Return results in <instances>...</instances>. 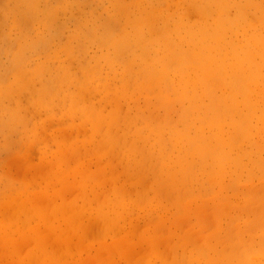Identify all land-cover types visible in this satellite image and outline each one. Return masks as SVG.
Listing matches in <instances>:
<instances>
[{
	"label": "rangeland",
	"instance_id": "1",
	"mask_svg": "<svg viewBox=\"0 0 264 264\" xmlns=\"http://www.w3.org/2000/svg\"><path fill=\"white\" fill-rule=\"evenodd\" d=\"M20 7L21 11L15 15L0 14V85L10 81L13 73L16 72L18 68L22 67V65H14L13 63L14 53L16 52V42L23 36V29L28 24L23 11L24 6L21 5ZM107 8H110L111 11H106ZM61 16L69 17L68 33L62 45L59 46L58 53L62 69L67 67L63 70L64 73H75L80 80H83L86 77L85 75H87L85 73L88 72L91 65L97 62H103L104 60H107L112 65V72L105 84L92 87L84 94L83 101L85 107L82 112L71 123L67 124V126L62 125L52 136L47 137V153L38 164L27 166L24 162L9 160L3 163V165H0V264H36L35 262L38 260L37 264H97L96 262H98V264H147L146 261L151 260L149 255L152 244L150 246L148 244L146 245V241L140 240V235L148 231L153 237H151L152 240L155 241L158 238L155 241V247L157 248L158 246V249L161 251L160 255H162V251L163 254H167L166 257L167 259L169 258V262H174L173 259L180 260L179 255L187 256L185 253L192 252V255L188 256V258L190 257L194 260L196 259L194 253L201 249L203 256L206 258L215 254V251H221L225 254L224 257L229 259L232 258L233 264H248L249 258L251 256H256L257 252L261 249V247L257 245L261 240L258 237L261 235L264 236V166L262 167V165H264V112L262 114L261 112L263 109H259L261 106L264 108V86L259 88L262 89V93L257 94V91L252 93L254 96L252 97L253 105L252 107L250 106L251 110H249V107H247L249 109H246L241 102L237 101V112L234 110L233 113L230 114L231 118L234 120L237 119V122L245 120L246 117L249 120H246L236 132H230L228 134L229 149H226L227 152H224L220 147L219 149L218 146L208 148L201 156H196L193 151L187 149L183 152L187 154L188 158H191L192 154L196 157L192 162L195 166H193V170L191 169L186 175V181L184 180V182L177 181L178 178L175 176L168 177L167 173L161 171V167L164 163L168 162L169 166L172 167L176 159L182 154V152L179 151L180 146L178 142H176V139L170 137L166 132H162L157 137L152 136L148 139H144L142 131L143 128L146 127L145 119L141 117L142 115H137L136 109L135 111L133 109L134 107L144 106L148 99L165 96L171 104L172 102L174 103L173 106L175 110L177 109L176 115H178L179 106H182V109L184 106V109H189L191 106L189 105V100L185 98V93L188 91L191 93V90L200 87V83L202 82H204V84H209L211 89L213 88L211 92L213 98L214 95L219 96V98H222L221 96L224 95V103H222L223 100L221 101L219 98H216L215 101L214 98V101L217 102L214 107L218 109L221 104H223L222 106H228V102L230 101H228V99L232 92L233 96L236 94L237 97L240 91L242 92L245 88V85L251 84L249 79L252 75L249 74L255 73L256 76H253L255 78L258 76L257 74L263 75L260 76V78L257 77V80L254 78V82L252 81V84H257L256 87L258 84L264 83V80H262L264 79V72H262L264 71V0H122V3L117 5H109L108 0H103V2L102 0H67ZM59 24L60 21H56V24L50 26L42 37L36 41L35 53L40 54L41 59H44V54L48 51L46 42L56 30V25ZM77 33L80 34L79 38L73 39ZM114 42H118L122 45L121 48L114 50L110 47ZM31 55H33V53L25 52L24 58L28 59ZM38 65H40V61L33 60L27 67L38 72L41 79L46 80L49 73L43 66ZM26 74L28 75H24L27 78L32 75V72L31 74L26 72ZM237 77L242 80V83L241 80L239 82ZM233 79L237 80H235V84L231 83V85L230 81L233 82ZM246 79L248 82L241 85ZM229 87H231V92ZM239 88L242 90H239ZM228 94L229 97L227 96ZM225 100L227 102H225ZM219 101L221 104H218ZM138 103L140 105H138ZM183 104L185 105L183 106ZM225 109L227 110V107H225ZM248 112L251 114H248ZM257 113L259 116H257ZM241 114L243 116H241ZM230 115L228 116L229 118ZM173 116L176 117L175 113ZM221 116L223 119L225 117L227 118L225 115ZM123 121H127L126 128ZM111 122H113L114 127H112L111 134H108V125L111 124ZM247 124L248 126L250 125L248 129L246 127ZM229 130L232 131V129ZM229 130L227 129V131ZM96 132L99 133L97 134ZM125 133H128V135L126 138H123ZM131 135H135L136 139H132ZM244 136H246V139H244ZM132 140L137 143L138 152L136 154H141V156L137 157L143 158L142 164L144 167L138 169L136 167L137 162L134 163L133 167L137 170L133 175H131L128 168H126V165L123 171V164L121 163V161H123L121 153L132 150L130 145ZM247 149L249 151H247ZM181 150H183V148ZM211 151H215V155ZM114 152H116V154H114ZM224 154L235 155L236 157L234 158L237 159L238 157L239 160H242L241 163L244 164V167L238 179H231L229 173H220V175H217V177L224 182L222 184L225 187L224 191L217 195V184L214 183V185H210L206 180H208V176H214L216 174L214 173V162L223 159ZM118 156L119 160L117 159ZM204 157L206 161L204 162L205 164L201 166L199 159ZM29 159L32 163H35L37 159L36 153L33 152ZM249 162L253 165H250ZM108 163L110 167L106 168V170H108L107 176L105 167ZM255 164L256 166H254ZM157 165L161 166L158 167ZM228 165H233V162L227 161L225 166ZM207 167L210 172H207ZM95 169H98L99 171L97 172L100 174L97 173L98 176L96 179L90 182L88 181L89 179L86 180L87 182L84 185L87 187L84 192L82 187H76V183L80 184V180L84 182L81 177L85 178L87 173ZM248 170H250V172ZM84 171L87 173L85 174ZM115 171L116 175H114ZM121 171H123L122 173L124 174H122V176H124V180L122 181V178L119 176ZM257 173L259 177H257ZM205 175L207 177H205ZM111 176L112 178H110ZM109 178L110 180H108ZM66 179H68L67 184H62ZM118 179L120 180L118 181ZM71 181H74V183ZM110 183H112V186ZM115 183H121L123 185L124 189H122V192L128 190L129 187L130 191L128 190L124 193L129 194L131 192L129 194L131 195L130 198L135 199V192L138 194L141 191L143 192L141 195L147 199H145V201L150 200V202H153L152 204L156 206L163 207L168 205L170 208L172 207L169 213L177 212L175 206L181 203V201L183 203L188 201L187 199H189V197L194 199L197 196L204 198L203 204L207 203L208 211L211 210L212 202L214 204L218 202V206H221L224 212L220 213V216L215 214L217 217V224L215 225L216 220L212 223V218L210 219L209 216L199 223L200 221L197 220L195 214L189 215L185 212L180 213V211H178L179 214L177 218H183L182 220H184V222L182 224L180 223L181 225L177 231L172 233L173 235L171 234L172 236L168 234L166 228H153L155 225H158L157 218H159L161 214H152L151 217H146L141 214H139V216L135 215L137 224L133 230L129 232L131 236L128 239H124L125 242L120 239V236H123L129 231L130 226L127 223L119 222L117 226L112 227L110 223L102 217V215L107 216L110 213L109 210L117 207L118 210L121 211L123 208V200L119 197L110 199L113 192H110V190H112ZM124 183L126 184L124 185ZM14 185H19V187H13ZM182 186H184V188ZM241 186H243L242 189ZM154 187L158 190V196H154L152 193ZM237 187L239 188L238 190H236ZM247 188L252 189V197H250V191L248 192ZM132 189H134V191ZM185 189H187V191ZM192 189L193 192L191 191ZM208 189H210V192ZM239 190L240 192H238ZM196 191L197 195L195 193ZM34 193L37 194L36 197ZM30 194V197H35L34 202L38 203L37 205L40 212H42L54 226H56L66 214L69 215L73 222L74 214H77L78 209H84L88 212L83 216V220L80 219L78 223L76 222V229L68 225L70 229H55L56 231L54 230L48 235L42 234L45 230L41 229L38 234L44 235L45 238L47 237V240L45 239V241H43L44 243L37 242V244H35L37 240V231L34 233L31 232V236L28 237V239L17 244L15 251L16 257L10 259L8 244L10 241L17 242L18 237L16 236H21V234H17L16 232L21 231L25 235L31 230H36L37 227L36 220L31 216L32 214H30L31 210L29 212L23 210L26 204V197ZM105 194H107L106 198L104 197ZM147 194L148 196L145 197ZM163 194L165 196H163ZM203 195L206 198L203 197ZM236 196L238 199L234 201ZM79 197L82 198L80 199ZM223 198L231 200L225 201L224 199L223 201ZM158 199L159 202H161L156 204ZM180 199L181 201H179ZM255 199L259 202L257 203ZM29 200V202H31V199ZM231 201L233 203H231ZM29 207L32 206L30 205ZM225 207H227V209H225ZM246 207L247 210H245ZM65 209L67 211H64ZM236 211H238V213H236ZM211 213L212 212H210V214ZM26 214H28V217H26ZM61 214H63V216H61ZM19 216L20 220H17ZM51 216L54 218H49ZM21 218H23V220ZM133 218L134 216L132 219ZM152 218L154 219L152 220ZM150 219L152 220L151 222ZM192 219L193 221H191ZM32 220L33 223H31ZM99 222L103 225H100ZM7 223L10 225V228L6 226L8 225ZM24 224H27V226L25 227ZM29 224H31V228H27ZM105 224L107 226H104ZM149 224L153 225L151 226ZM197 225H199L198 227H203L202 234L199 231H196V234L193 232L195 235L193 236L192 234L193 238L191 237V240L189 239L187 241L188 245L191 243L188 246L187 243H184L185 239H183V234L187 227L193 230L197 228L195 227ZM12 226L14 227L11 228ZM146 226L147 228L145 229ZM217 227L220 228L216 229ZM222 228L223 230L221 231ZM100 229L102 231H100ZM161 229L164 230L161 231ZM97 230H99V232ZM206 230L208 231L206 232ZM211 231H215V234L210 233ZM245 231L247 232L244 233ZM156 232L158 234H156ZM97 234L100 238L99 236H93ZM165 234L170 237V241H165L167 237ZM216 235L218 236L217 243L220 245L216 244L215 246L214 241L212 244L210 240L215 239ZM72 238L76 240V242L72 240ZM111 238L113 239L111 240ZM117 238L120 240H117ZM132 238L137 241L138 246L135 245L134 249L126 252L123 248L127 246V243L131 241ZM51 239L56 241L52 243L53 241H51ZM200 239L203 240L201 241ZM231 240L234 241V243ZM112 241H121L124 244H122V247L120 246L117 248V252H113L112 250L109 252L101 251L105 244H111ZM31 242H33V244ZM138 242L141 243L139 244ZM82 243L85 247L81 246ZM182 243L185 245H182ZM180 245L184 247H180ZM213 245L215 247L218 245V247L214 248ZM141 246H143L145 250ZM261 246L263 249L264 245ZM82 247L85 248L84 250L86 252L82 250ZM23 248L25 249V251L23 250L24 253L22 251ZM73 248L78 252L73 250ZM181 248H185V251ZM30 249H33V256L27 253V251H29V253L31 252ZM246 249L249 253L246 252ZM119 250H121L122 253L125 252L120 255L118 254ZM181 250L183 251L181 252ZM249 250L252 253H250ZM64 251L65 254H62ZM98 251H101L99 255L100 258L98 257L97 260H95L96 258L93 256L95 254L98 255ZM5 253L7 256L4 255ZM107 253L108 255L111 253L109 258L106 255ZM126 253L127 255L132 254L127 257ZM21 254L27 256L24 257ZM103 255L104 257H102ZM125 256L128 259L125 258ZM243 256H245V258H243ZM219 263L227 264L226 262H218L217 264Z\"/></svg>",
	"mask_w": 264,
	"mask_h": 264
},
{
	"label": "bare ground",
	"instance_id": "2",
	"mask_svg": "<svg viewBox=\"0 0 264 264\" xmlns=\"http://www.w3.org/2000/svg\"><path fill=\"white\" fill-rule=\"evenodd\" d=\"M81 2H83V1H81ZM23 8V7H22ZM126 11V10H125ZM124 14H125V12H124ZM123 16V15H122ZM136 24V23H135ZM134 24V25H135ZM137 25V24H136ZM3 26V25H2ZM109 26V25H108ZM171 26V25H170ZM171 28V27H170ZM116 29V28H115ZM114 29V30H115ZM136 30H138V29H136ZM141 30V29H140ZM112 31H113V29H112ZM142 32V31H141ZM144 34V33H143ZM142 39V38H141ZM143 40V39H142ZM163 40V39H162ZM161 42H163V41H161ZM123 43H124V41H123ZM81 47V46H80ZM121 48V47H120ZM73 55V54H72ZM87 57V56H86ZM125 58V57H124ZM81 60V59H80ZM20 65V64H19ZM21 66V65H20ZM260 67V66H259ZM262 67V66H261ZM30 68V67H29ZM67 68V67H66ZM65 68V69H66ZM70 68V67H69ZM64 68L62 69V70H65ZM259 69V68H258ZM257 69V70H258ZM261 69V68H260ZM256 70V71H257ZM143 71V70H142ZM255 71V72H256ZM262 72H264V71H262ZM27 73H30L31 74V72H27ZM260 73V72H259ZM66 74H68V73H66ZM79 74V73H78ZM85 74H87V73H85ZM25 75L27 76L28 74H26L25 73ZM42 75V74H41ZM240 75V74H239ZM244 75H246V74H244ZM249 75H252L251 77H250V79H249V81H251V84H249V85H245V88L242 90L241 88H239V90H242V92L240 91V93H239V95H237V97H236V94H234V96H233V92H232V94H230V92H231V90H230V88L231 87H229V90H230V92H229V94H230V97H229V94L227 95L228 97H229V99H228V106H222L223 104H221V102L219 103L218 102V104H221V106H220V108L218 107V109H216L214 106H215V104H217V102H215L216 101V98L218 99L219 98V96H215L214 95V98H215V101H214V98H213V95L211 94V92H212V89H211V87H209L210 85L209 84H204V82H202V83H200V87H198L197 89H192L191 90V93L188 91L187 93H185L186 95V97L185 98H187L188 100H189V105H191L190 106V108L189 109H184L185 108V104H183V109H182V106L180 107H178V108H180L179 109V112L177 113L178 115H176V111H177V109L175 110V107L173 106V102H172V104H171V102L164 96V97H160V96H158V97H155V98H152V99H148L147 101H146V103H145V105L144 106H142V107H134V111H135V109H136V114L137 115H142L141 117L142 118H144L145 119V122H146V127L145 128H143V131H142V136H143V138L144 139H148L149 137H152V136H155V137H157V136H159L162 132H166V133H168V135L170 136V137H174V139H176V142H178V145L180 146V152H182V154L176 159V161H175V163H174V165L172 166V167H170L169 166V163L168 162H166V163H162L163 164V166L161 167V171H163V172H165V173H167L168 174V177H172V176H175V177H177L178 178V180L177 181H181V182H184V180H185V177H186V175L190 172V170L192 169L193 170V166H195V164H192V162H193V160H194V158H196L194 155H196V156H201L202 154H204V152L208 149V148H212V147H214V146H218V148L220 147L224 152H227V150L229 149L228 148V140H229V133L231 132V133H234V132H236L237 131V129H239L245 122H246V120L248 121L249 119L246 117L245 118V120H243V121H239V122H237L236 120H234V119H232L231 118V113H233V111L234 110H236L237 109V107H238V103H237V101H239V102H241V104L244 106V107H246V109H249L250 108V106L252 107V97L254 96V95H252V93L254 92V91H257V94H259V93H262V89H259V88H261V87H263L264 86V83H261L260 85L258 84V86L256 87V85H254V84H252V81L253 80H257V77H259L260 78V76H263V75H260V74H257L258 76L255 78V77H253L254 75H255V73L254 74H249ZM86 76V75H85ZM256 76V75H255ZM47 77V76H46ZM240 77H241V75H240ZM247 77H248V75H247ZM214 78V77H213ZM212 78V79H213ZM234 78V77H233ZM238 78V77H237ZM255 78V79H254ZM264 78V77H263ZM239 79V78H238ZM43 80V79H42ZM47 80V79H46ZM202 80V79H201ZM235 80H237V79H233V82H231L230 81V84L231 83H234L235 82ZM240 80L241 79H239V82H240ZM262 80H264V79H262ZM212 81V80H211ZM238 82V83H239ZM246 82H248L247 81V79L245 80V82L243 83V84H241V85H244V84H246ZM254 82V81H253ZM217 83V82H216ZM238 83H236V84H238ZM241 83H242V80H241ZM5 84V83H4ZM235 84V83H234ZM240 84V83H239ZM213 85V84H212ZM216 85V84H215ZM222 85V84H221ZM232 85V84H231ZM230 85V86H231ZM241 85H239V86H241ZM236 86H238V85H236ZM252 86H254V87H252ZM244 87V86H243ZM242 87V88H243ZM238 88V87H237ZM218 90V89H217ZM234 90H235V88H234ZM233 90V91H234ZM220 91V90H219ZM237 91V90H236ZM189 93V94H188ZM216 93H218V92H216ZM235 93H237V92H235ZM188 94V95H187ZM219 94V93H218ZM231 95H232V97H231ZM222 98H219V100H223V102L222 103H224V99H223V97H224V95H222L221 96ZM227 98V97H226ZM262 99V98H261ZM187 101V100H186ZM185 101V102H186ZM264 101V100H263ZM225 102H227L226 100H225ZM178 103L180 104V102L178 101ZM263 103V102H262ZM141 104H142V102H141ZM178 104V105H179ZM230 104V105H229ZM136 105V104H135ZM138 105H140L139 103H138ZM181 105V104H180ZM259 106H260V104H259ZM264 106V105H263ZM125 107V106H124ZM176 107V108H177ZM186 107H189V106H186ZM225 107H227V110L225 109ZM247 107H249V108H247ZM260 110L261 109H263L264 110V108H262V106H261V108H259ZM124 110V109H123ZM249 110H251V108L249 109ZM262 110V114H263V111ZM256 111V110H255ZM258 111V110H257ZM236 112H237V110H236ZM251 112V111H250ZM259 112V113H260ZM123 113V112H122ZM174 113H175V116L176 117H174L173 115H174ZM235 113V112H234ZM128 114V113H127ZM248 114H251V113H249L248 112ZM258 114V113H257ZM221 115H225V116H227V118L225 117L224 119H223V117L221 116ZM230 115V118L228 117ZM235 115V114H234ZM236 116V115H235ZM241 116H243L242 114H241ZM240 116V117H241ZM257 116H259V114L257 115ZM263 116V115H262ZM139 117V116H138ZM252 117H253V115H252ZM128 118H130V117H128ZM143 120V119H142ZM121 121V120H120ZM251 121V120H250ZM124 122V121H123ZM127 122V121H126ZM126 122H124L125 123V128H126ZM129 122V121H128ZM108 123H110V122H108ZM129 124V123H128ZM124 125V124H123ZM138 125H139V123H138ZM112 127H114L113 126V122H111V124H109L108 125V128H109V130H108V134H111V132H112ZM247 129L250 127V125L248 126V124H247ZM227 129L229 130V129H232V131H227ZM256 130V129H255ZM95 131V130H94ZM93 131V132H94ZM98 131V130H97ZM97 133V132H96ZM99 133V132H98ZM97 133V134H98ZM166 133H164V134H166ZM246 133V132H245ZM240 134V133H239ZM242 134H244V133H242ZM128 135V133L126 134L125 133V136L123 137V138H126V136ZM56 137V136H55ZM99 137V136H98ZM246 136H244V139H246L245 138ZM114 138H115V136H114ZM131 138L132 139H136V136L135 135H131ZM211 139V140H210ZM250 139V138H249ZM121 140V139H120ZM236 140H238V139H236ZM241 140H242V138H241ZM246 141V140H245ZM249 141V140H248ZM258 141V140H257ZM236 142V141H235ZM234 142V143H235ZM124 143V142H123ZM148 143V142H147ZM152 143V142H151ZM231 143V142H230ZM229 143V144H230ZM239 143H241V142H239ZM130 145H131V148H132V150H128V151H124V152H122L121 153V155L123 156L122 157V159H123V161H121V163L123 164V171H124V167H125V165H126V168H128V170H129V172L131 173V175H133L134 173H135V171L137 170L135 167H133V164L134 163H136V167L138 168V169H142V168H144L143 167V164H142V160H143V158L142 157H137V156H141V154H139V155H137L136 153L138 152V147H137V143L135 142V141H131L130 142ZM237 145H239V144H237ZM101 148V147H100ZM156 148V147H155ZM183 148V150H181ZM219 148V149H220ZM237 148H238V146H237ZM144 149V148H143ZM160 149V148H159ZM186 149L187 150H190V151H193V153H194V155L192 154V156H191V158H188V156H187V154L186 153H183L184 151H186ZM227 149V150H226ZM234 149V148H233ZM252 149V148H251ZM82 150V149H81ZM80 150V151H81ZM146 150V149H145ZM212 150V149H211ZM214 150V149H213ZM236 150V149H235ZM263 150V149H262ZM167 151V150H166ZM218 151V150H217ZM234 151V150H233ZM232 151V152H233ZM247 151H249L248 149H247ZM128 154H127V153ZM146 152V151H145ZM174 152V151H173ZM213 154H214V152L213 151H211ZM96 153V152H95ZM100 153V152H99ZM98 153V154H99ZM218 153V152H217ZM221 153H222V151H221ZM220 153V154H221ZM114 154H116V152H114ZM130 154V155H129ZM132 154V155H131ZM166 154V153H165ZM169 154H170V151H169ZM212 154V155H213ZM244 154V153H243ZM119 155V154H118ZM211 155V154H210ZM215 155V154H214ZM76 156V155H75ZM132 157V159L130 160V158L129 157ZM238 156V155H237ZM63 157V156H62ZM207 157H208V155H207ZM215 157V156H214ZM234 157H236L235 155H227V154H224V157H223V159H219V160H217V161H215L214 162V173H216L214 176L213 175H211V176H208V180H206V181H208V183L210 184V185H214V183H216L217 185V187H218V189H217V195L218 194H220V193H222L223 191H224V189H225V187L223 186V184L222 183H224L221 179H219V177H217V175H220V173H222V174H224V173H229L230 174V177H231V179H238L240 176H241V174H242V168L244 167V164H242L241 162H242V160H239L238 159V157H237V159H235ZM256 157V156H255ZM64 158V157H63ZM78 158V157H77ZM209 158V157H208ZM118 160H119V156H118V158H117ZM155 159V158H154ZM59 160V159H58ZM115 160V159H114ZM117 160V161H118ZM158 160V159H157ZM156 160V161H157ZM171 160V159H170ZM263 160V159H262ZM149 161V160H148ZM155 161V162H156ZM206 161V158L204 157V158H202V159H199V163H201V166H203ZM227 161H232L233 162V165H228V166H225L226 165V163H227ZM250 161V160H249ZM255 161V160H254ZM77 162V161H76ZM251 162V161H250ZM250 162H249V164H250ZM75 163V162H74ZM152 163H153V160H152ZM212 163V162H211ZM255 163L257 164V162L255 161ZM104 164V163H103ZM252 164V163H251ZM250 164V165H251ZM256 164L254 165V166H256ZM156 165V164H155ZM197 165V164H196ZM249 165V166H250ZM253 165V164H252ZM260 165V164H259ZM56 166V165H55ZM96 166H97V164H96ZM95 166V167H96ZM105 166V165H104ZM248 166V165H247ZM253 166V167H254ZM264 165H262V167H263ZM110 167V165H109V163L106 165V167H105V170H106V168H109ZM119 167V166H118ZM198 167V166H197ZM196 167V168H197ZM200 167V166H199ZM261 167V168H262ZM52 168V167H51ZM122 168V167H121ZM256 168V167H255ZM53 169V168H52ZM99 169V168H98ZM98 169H95L94 171H92V172H89V173H85V171H84V173L86 174V177L84 178V177H81L83 180H84V182L82 181V180H80V184H78V183H76V187H78V188H81L82 187V190H83V192L85 191V189H86V185H84L87 181V179H89L88 181L90 182L91 180H94V179H96V177L98 176V174H100V173H98L97 171H99ZM101 169V168H100ZM156 169V168H155ZM263 169H264V167H263ZM42 170H44V169H42ZM119 170H120V168H119ZM211 170V169H210ZM258 170V169H257ZM123 171H121L120 173H119V176H120V178H122L121 179V181L122 180H124V176H122V172ZM249 172H250V170H248ZM254 171V170H253ZM49 172H51V171H49ZM80 172V171H79ZM105 172V171H104ZM106 172H107V176H108V170H106ZM109 172H110V170H109ZM118 172V171H117ZM147 172V171H146ZM207 172H210V171H208V167H207ZM43 173V172H42ZM83 173V174H84ZM98 173V174H97ZM192 173H194V172H192ZM196 173H197V171H196ZM67 174H68V172H67ZM82 174V173H81ZM80 174V175H81ZM113 174H114V172H113ZM258 174V173H257ZM29 175V174H28ZM110 175H112V174H110ZM114 175H116V171H115V174ZM113 175V176H114ZM124 175V174H123ZM198 175V174H197ZM19 176V175H18ZM43 176V175H42ZM58 176H60V175H58ZM263 176H264V174H263ZM30 177V176H29ZM100 177V176H99ZM115 177V176H114ZM113 177V178H114ZM195 177H196V175H195ZM205 177H207L206 175H205ZM226 177V176H225ZM257 177H259V174L257 175ZM257 177H256V179H257ZM260 177H261V175H260ZM44 178V177H43ZM68 178V177H67ZM79 178V177H78ZM106 178V177H105ZM104 178V179H105ZM110 178H112V176L110 177ZM110 178L108 179V180H110ZM116 178V177H115ZM194 178V177H193ZM245 178V177H244ZM103 179V180H104ZM150 179H151V177H150ZM203 179H205V178H203ZM246 179H247V177H246ZM53 180V179H52ZM106 180V179H105ZM120 179H118V181H119ZM149 180V179H148ZM253 180V179H252ZM77 181V180H76ZM96 181V180H95ZM117 181V182H118ZM132 181V180H131ZM136 181V180H135ZM186 181V180H185ZM237 181V180H236ZM247 181V180H246ZM67 182H68V179H66V180H64L63 182H62V184H67ZM71 182H73L74 183V181H71ZM70 182V183H71ZM108 182V181H107ZM133 182V181H132ZM137 182V181H136ZM146 182V181H145ZM240 182V181H239ZM243 182V181H242ZM249 182V181H248ZM126 183H128V184H132V183H129V182H126ZM126 183H124V185L126 184ZM232 183H234V182H232ZM236 183V182H235ZM237 183H238V181H237ZM236 183V184H237ZM61 184V185H62ZM72 184V183H71ZM83 186H82V185ZM111 184V186H112V183H110ZM108 185V184H107ZM143 185V184H142ZM145 185V184H144ZM231 185H233V184H231ZM230 185V186H231ZM244 185V184H243ZM74 186V185H73ZM198 186V185H197ZM205 186V185H204ZM233 186H235V185H233ZM239 186V185H238ZM245 186V185H244ZM146 187H148V186H146ZM175 187V186H174ZM183 188H184V186H182ZM240 187V186H239ZM242 187L243 186H241V189H242ZM77 188V189H78ZM131 188V187H130ZM135 188V187H134ZM138 188V187H137ZM140 188H141V186H140ZM151 188V187H150ZM169 188V187H168ZM167 188V189H168ZM198 188V187H197ZM196 188V189H197ZM245 188V187H244ZM250 188H251V186H250ZM262 188V187H261ZM71 189V188H70ZM69 189V190H70ZM122 189H124L123 188V185L121 184V183H118V184H114L113 185V187H112V190H110V192L111 191H113L112 192V195H111V197H110V199H114V198H117V197H119L121 200H123V208L121 209V211H119L118 210V208L116 207L115 209H112V210H109L110 211V213L107 215V216H103L102 215V217H104L107 221H108V223H110V225L112 226V227H115V226H117L118 224H119V222H123V223H127L130 227V229H129V231H127L123 236H120V239H122V240H124L125 238L126 239H128L130 236H131V234L129 233V232H131L132 230H133V228L136 226V224H137V222H136V220H135V215H137V216H139V214H141V215H143V216H146V217H151L152 216V214H161L160 216H159V218H157V224L158 225H155L153 228H155V229H158V228H166L167 229V232H168V234L170 235V236H172L173 234L172 233H174L175 231H177V229L179 228V226L184 222V220H182V219H180V218H177V215L179 214L178 213V211H180V213H182V212H185V213H187V214H189V215H191V214H195L196 215V217H197V220L198 221H200L199 223H201L202 221H204L205 219H206V217H210V219L212 218V223L213 222H215V220L217 219V217H216V215L215 214H220V213H222V212H224L223 211V208L221 207V206H218V202L216 203V204H214L213 202H212V204H211V210L210 211H208V205H207V203H204L203 204V199L204 198H202V197H199V196H197V197H195L194 199L193 198H191V197H189V199H187L188 201H185V202H183L182 203V201H181V199L179 200V201H181V203H178L176 206H175V210L177 211V212H172V213H169V211H170V209H172V207L170 208L168 205H166V206H156V205H153L151 202H150V200H148V201H145V199L146 198H144L143 197V195H141L143 192H141L140 191V193H138L137 194V192H135V195H136V198L135 199H133V198H130V196L131 195H129V194H126V193H124V192H126V191H128L129 190V187H128V190H124V192H122ZM136 189V188H135ZM147 189V188H146ZM164 189V188H163ZM171 189V188H170ZM182 189V188H181ZM232 189H234V188H232ZM239 188L237 187L236 188V190H238ZM264 189V188H263ZM73 190H75V189H73ZM133 191H134V189H132ZM161 190H162V187H161ZM173 190V189H172ZM186 191H187V189H185ZM206 190V189H205ZM244 190V189H243ZM251 190L252 189H249V188H247V191L249 192L250 191V197H252V192H251ZM32 191V190H31ZM72 191V190H71ZM81 191V190H80ZM109 191V190H108ZM130 191V190H129ZM139 191V190H138ZM171 191V190H170ZM192 192H193V189L191 190ZM190 191V192H191ZM202 191V190H201ZM208 191L210 192V189H208ZM255 191V190H254ZM56 192V191H55ZM73 192V191H72ZM75 192V191H74ZM78 192V191H77ZM169 192V191H168ZM208 192V193H209ZM215 192V191H214ZM238 192H240V190L238 191ZM152 193H153V195L154 196H158V190H157V188L156 187H154L153 188V190H152ZM173 193V192H172ZM179 193V192H178ZM184 193V192H183ZM196 193V195H197V191L195 192ZM194 193V194H195ZM211 193H212V191H211ZM210 193V194H211ZM231 193V192H230ZM71 194V193H70ZM74 194V193H73ZM124 194H126V195H124ZM181 194V193H180ZM201 194V193H200ZM238 194V193H237ZM34 195H35V197H36V193H34ZM80 195V194H79ZM82 195H83V193H82ZM94 195V194H93ZM102 195V194H101ZM107 194H105V198L107 197L106 196ZM108 195H109V193H108ZM170 195H171V193H170ZM184 195V194H183ZM208 195V194H207ZM231 195V194H230ZM235 195V194H234ZM240 195H241V193H240ZM253 195H254V193H253ZM31 196V194L28 196V197H26V204H25V206L23 207V210L24 211H30L31 210V212H30V214H32L31 216H33V218L36 220V225H37V227H36V230H34V231H30V232H28L27 234H25L24 235V233H22L21 231H19V232H16L17 234H21V236H16V237H18V240H17V242H13V241H10V243L8 244L9 245V250H10V259H14L16 256H15V251H16V247H17V244H19L20 242H22V241H25L26 239H28V237H30L31 236V232H36L37 231V240L38 239H43V240H36V242H35V244H37V242H43V241H45V239L47 238H45V236L44 235H42V234H45V235H48L50 232H53L55 229L56 230H60V229H70V228H68V225H70V226H72V228L74 229H76V227H77V224H76V222L78 223L79 221H80V219H82L83 218V216H85L86 215V213L88 212V211H86V210H84V209H78L77 210V214H74V219H73V222L71 221V219H70V217H69V215L68 214H66V213H64V214H66V216L65 217H63L62 218V220H60L58 223H57V225L56 226H54L53 225V223L52 222H50L48 219H47V217H45V215L42 213V212H40V210H39V207H38V203L37 202H34V200H35V197L33 196V198L32 197H30ZM148 196V194L145 196V197H147ZM163 196H165L164 194H163ZM169 196V195H168ZM167 196V197H168ZM176 196H177V194H176ZM181 196V195H180ZM211 196H212V194H211ZM210 196V197H211ZM214 196V195H213ZM243 196V195H242ZM246 196V195H245ZM258 196V195H257ZM256 196V197H257ZM22 197V196H21ZM38 197V196H37ZM71 197V196H70ZM171 197V196H170ZM194 197V196H193ZM203 197H205L204 195H203ZM10 198V197H9ZM42 198V197H41ZM77 198V197H76ZM80 198V197H79ZM82 198V197H81ZM80 198V199H81ZM101 198V197H100ZM103 198V197H102ZM104 198V199H105ZM151 198V197H150ZM150 198H148V199H150ZM163 198V197H162ZM183 198V197H182ZM206 198V197H205ZM229 198H230V196H229ZM232 198V197H231ZM244 198V197H243ZM12 199H14V198H12ZM22 199V198H21ZM29 199H31V202H29L30 200ZM96 199V198H95ZM208 199V198H207ZM210 199V198H209ZM224 199L225 198H223V201H224ZM238 199V197L236 196L235 197V199H234V201H236ZM260 199V198H259ZM38 200V199H37ZM89 200V199H88ZM100 200V199H99ZM147 200V199H146ZM184 200V199H183ZM226 200H231V199H225V201ZM256 200V202H257V199H255ZM11 201H13V200H11ZM46 201V200H45ZM103 201H105V200H103ZM107 201V200H106ZM172 201H173V199H172ZM219 201V200H218ZM222 201V200H221ZM233 201V200H232ZM231 201V203H233ZM65 202H66V200H65ZM161 202V201H160ZM159 202V199L156 201V204H159L160 203ZM171 202V201H170ZM229 202V201H228ZM259 202V201H258ZM257 202V203H258ZM23 203V202H22ZM21 203V204H22ZM33 203V204H32ZM94 203H95V201H94ZM103 203V202H102ZM105 203V202H104ZM221 203V202H220ZM252 203H254V202H252ZM11 204V203H10ZM92 204V203H91ZM101 204V203H100ZM108 204V203H107ZM251 204V203H250ZM260 204V203H259ZM32 206V207H29V206ZM231 205V204H230ZM230 205H228V206H230ZM210 206V205H209ZM234 206H235V204H234ZM251 206V205H250ZM249 206V207H250ZM260 206V205H259ZM29 207V208H28ZM53 207H56V206H53ZM233 207V206H232ZM248 207V208H249ZM8 208V207H7ZM44 208V207H43ZM42 208V209H43ZM104 208V207H103ZM109 208V207H108ZM20 209V208H19ZM41 209V208H40ZM49 209V208H48ZM70 209V208H69ZM72 209V208H71ZM225 209H227V207H225ZM224 209V210H225ZM233 209V208H232ZM6 210V209H5ZM46 210V209H45ZM51 210H53V209H51ZM236 210V209H235ZM235 210H234V212H235ZM239 210V209H238ZM242 210V209H241ZM245 210H247V207H246V209ZM10 211V210H9ZM8 211V212H9ZM47 211V210H46ZM64 211H67L66 209L64 210ZM91 211V210H90ZM231 211V210H230ZM44 212V211H43ZM210 212H212L211 214H210ZM217 212V213H216ZM232 212V211H231ZM241 212V211H240ZM252 212V211H251ZM11 213V212H10ZM18 213V212H17ZM70 213V212H69ZM230 213V212H229ZM236 213H238V211H236ZM243 213V212H242ZM247 213V212H246ZM250 213V212H249ZM24 214V213H23ZM30 214H29V216H30ZM232 214H234V213H232ZM19 215V214H18ZM17 215V216H18ZM27 216L26 217H28V214H26ZM223 215V214H222ZM222 215H221V217H222ZM237 215V214H236ZM0 216H1V214H0ZM16 216V217H17ZM24 216V215H23ZM30 216V217H31ZM59 216V215H58ZM61 216H63V214H61ZM134 216V218L132 219V217ZM220 216V215H219ZM242 216V215H241ZM244 216V215H243ZM256 216V215H255ZM5 217V216H4ZM21 217H22V215H21ZM227 217H228V215H227ZM3 218V217H2ZM24 218V217H23ZM23 218H21L22 220H23ZM49 218H54V217H49ZM193 218H195V217H193ZM235 218V217H234ZM238 218V217H237ZM242 218V217H241ZM245 218V217H244ZM4 219V218H3ZM137 219H138V217H137ZM154 218H152V220H153ZM191 219V218H190ZM225 219H226V216H225ZM239 219H240V217H239ZM2 220V219H1ZM17 220H20V216H19V218H17ZM16 220V221H17ZM34 220V221H35ZM83 220V219H82ZM144 220H145V218H144ZM151 219H150V222L152 221ZM185 220H186V218H185ZM188 220V219H187ZM222 220V219H221ZM224 220V219H223ZM230 220H232V219H230ZM52 221V220H51ZM190 221V220H189ZM191 221H193V219L191 220ZM194 221H195V219H194ZM208 221V220H207ZM210 221V220H209ZM6 222V221H5ZM21 222V221H20ZM29 222V221H28ZM27 222V223H28ZM53 222H54V219H53ZM149 222V223H150ZM253 222V221H252ZM31 223H33V220H32V222ZM144 223V222H143ZM156 223V222H155ZM154 223V224H155ZM181 223V224H180ZM211 223V224H212ZM234 223V222H233ZM238 223H240V222H238ZM0 224H1V222H0ZM8 224V223H7ZM96 224H98V223H96ZM99 224L100 225H103V224H101L100 222H99ZM217 224V220H216V222H215V225ZM232 224V223H231ZM256 224V223H255ZM21 225V224H20ZM125 225V224H124ZM140 225H142V224H140ZM148 225V224H147ZM149 225H151V224H149ZM153 225V224H152ZM151 225V226H152ZM190 225V224H189ZM210 225V224H209ZM213 225V224H212ZM222 225H223V223H222ZM250 225V224H249ZM248 225V226H249ZM8 228H10V225L8 224V225H6ZM24 226L26 227L27 226V224L25 225L24 224ZM104 226H107L106 224L104 225ZM185 226H187V225H185ZM199 225H197V226H195V227H197V228H195V229H193V230H191L190 228H188L187 227V229H186V231H185V233L183 234V239H185V241H184V243H187V245H188V240L190 239L191 240V237H192V234H193V232L195 233L196 231H199L201 234H202V229H203V227H198ZM240 226V225H239ZM14 226H12L11 228H13ZM32 226H31V224H29L28 225V227L27 228H31ZM98 227H99V225H98ZM103 227V226H102ZM126 227V226H125ZM141 227V226H140ZM144 227V226H143ZM193 227V226H192ZM210 227V226H209ZM238 227V226H237ZM236 227V228H237ZM0 228H1V225H0ZM26 228V229H27ZM147 228V226L145 227V229ZM220 227H217L216 229H219ZM239 228V227H238ZM253 228V227H252ZM256 228V227H255ZM45 230L41 235L40 234H38V232L40 231V230ZM72 229V230H73ZM210 229V228H209ZM55 230V231H56ZM104 230V229H103ZM162 230H164V229H161V231ZM223 230V228L221 229V231ZM25 231V230H24ZM91 231V230H90ZM95 231V230H94ZM98 232H99V230H97ZM100 231H102L101 229H100ZM120 231V230H119ZM118 231V232H119ZM160 231V230H159ZM158 231V232H159ZM208 230H206V232H207ZM221 231H220V233H221ZM233 231V230H232ZM10 232V231H9ZM9 232H8V234H9ZM42 232V231H41ZM104 232V231H103ZM109 232V231H108ZM123 232V231H122ZM140 232V231H139ZM198 232V233H199ZM247 231H245L244 233H246ZM70 233H71V231H70ZM110 233V232H109ZM204 233V232H203ZM210 233H213V234H215V231L214 232H210ZM229 233V232H228ZM236 233V232H235ZM241 233V232H240ZM240 233H239V235H240ZM52 234V233H51ZM57 234V233H56ZM66 234V233H65ZM90 234V233H89ZM89 234H88V236H89ZM117 234V233H116ZM115 234V235H116ZM137 234V233H136ZM140 234V233H139ZM156 234H158L157 232H156ZM172 234V235H171ZM196 234V233H195ZM195 234H193V236L195 235ZM223 234V233H222ZM102 235V234H101ZM154 235V234H153ZM165 235H167V234H165ZM181 235V234H180ZM180 235H179V237H180ZM204 235V234H203ZM226 235H227V233H226ZM241 235H242V233H241ZM53 236H54V234H53ZM76 236V235H75ZM93 236H99L98 234L97 235H93ZM155 236V235H154ZM178 236V235H177ZM176 236V237H177ZM209 236V235H208ZM243 236H244V234H243ZM246 236V235H245ZM260 236V235H259ZM6 237H8V236H6ZM9 237H10V235H9ZM73 237V236H72ZM151 234H149V231L148 232H143V234H141L140 235V240H143V241H146V245L148 244L149 246L152 244V248H151V252H150V255H149V257L151 258V260L149 261V260H145L146 261V263L147 264H217L218 262H226L227 264H233V260H232V258H227V257H224V253H222L221 251L220 252H217V251H215V254H212L211 256H208L207 258L206 257H204L203 256V253H202V250L200 249V250H198L197 252H195L194 253V256L196 257V259H194V260H192L190 257L188 258V256H191L192 255V253H185V254H187V256H182V255H179L180 256V260H175V259H173V261L174 262H169V258L167 259V257H166V255L167 254H163V251H162V255H160V253H161V251L158 249V246H157V248L155 247V244H156V240L158 239L157 237V239L154 241V240H152L151 239ZM214 237V236H213ZM217 235H216V238L215 239H211L210 240V242L213 244V241H214V244H215V246H216V244H218V245H220L219 243H217ZM50 238H51V235H50ZM99 238H100V236H99ZM153 238V237H152ZM163 238H164V236H163ZM193 238V237H192ZM194 238H196V237H194ZM246 238V237H245ZM254 238V237H253ZM258 238H260L261 240H260V242H259V244H257V245H259L258 247H261V249L257 252V254H256V256H251L252 257V259H251V257L249 258V261H248V264H264V248L262 249V246L261 245H264V236H260V237H258ZM105 239H106V237H105ZM113 238H111V240H112ZM120 239H118L117 238V240H120ZM161 239H162V237H161ZM173 239V238H172ZM208 239V238H207ZM234 239V238H233ZM255 239V238H254ZM32 240H33V238H32ZM47 240V239H46ZM72 240H74L73 238H72ZM121 240V241H122ZM130 240V239H129ZM138 240V239H137ZM139 240V241H140ZM179 240H181V239H179ZM179 240H177V241H179ZM201 240V239H200ZM203 240V239H202ZM201 240V241H202ZM206 240V239H205ZM236 240V239H235ZM259 240V239H258ZM258 240H256V241H258ZM48 241H50V240H48ZM47 241V242H48ZM51 241H53L52 239H51ZM56 241V240H55ZM55 241H53L52 243H54ZM75 242H76V240H74ZM88 241H89V238H88ZM87 241V242H88ZM91 241H93V240H91ZM98 241V240H97ZM119 242V241H116V242H113L112 241V243L111 244H105L104 246H103V249L101 250V251H106V252H109L110 250H112L113 252L115 251V252H117V248H119L120 246L122 247V244H124V243H122V242ZM125 241V240H124ZM162 241V240H161ZM165 241H170V237H168V235H167V237L165 238ZM172 241V240H171ZM183 241V240H182ZM198 241V240H197ZM201 241H199V242H201ZM232 241V240H231ZM247 241V240H246ZM8 242V241H7ZM85 242V241H84ZM96 242V241H95ZM126 242V241H125ZM192 242V241H191ZM209 242V241H208ZM233 243H234V241H232ZM254 242V241H253ZM3 243V242H2ZM32 244H33V242H31ZM30 243V244H31ZM44 243V242H43ZM46 243V242H45ZM77 243H79V242H77ZM105 243H108V242H105ZM139 243V242H138ZM141 243V242H140ZM139 243V244H140ZM160 243V242H159ZM164 243V242H163ZM177 243V242H176ZM184 243H182V245L184 244ZM31 244V245H32ZM58 244V243H57ZM99 244V243H98ZM162 244V243H161ZM160 244V245H161ZM181 244V243H180ZM191 244V243H190ZM189 244V245H190ZM250 244V243H249ZM255 244V243H254ZM253 244V245H254ZM24 245V244H23ZM28 245V244H27ZM27 245H25V246H27ZM45 245V244H44ZM46 245H47V243H46ZM54 245V244H53ZM60 245V244H59ZM71 245H73V244H71ZM77 245V244H76ZM88 245V244H87ZM90 245V244H89ZM88 245V246H89ZM101 245H103V244H101ZM135 245H137V241H135V240H133V238L131 239V241H129L128 243H127V246L126 247H124L123 249H125V251L127 252L128 250H131V249H134V247H135ZM142 245V244H141ZM182 245H180V247H184V246H182ZM185 245V244H184ZM188 245V246H189ZM218 245H217V247H218ZM28 246H30V245H28ZM35 246V245H34ZM33 246V247H34ZM61 246V245H60ZM81 246H84L83 245V243H82V245ZM91 246V245H90ZM138 246V245H137ZM165 246V245H164ZM214 246V245H213ZM214 246V248H217V247H215ZM230 246H231V244H230ZM229 246V247H230ZM237 246V245H236ZM241 246V245H240ZM1 247V246H0ZM5 247V246H4ZM3 247V248H4ZM63 247V246H62ZM67 247V246H66ZM70 247V246H69ZM85 247V246H84ZM84 247H82V250L83 251H85L84 249ZM143 249H144V247L143 246H141ZM147 247V246H146ZM145 247V248H146ZM167 247H169V246H167ZM219 247H221V246H219ZM8 248V247H7ZM28 248V247H27ZM54 248V247H53ZM71 248V247H70ZM81 248V247H80ZM99 248V247H98ZM97 248V249H98ZM138 248V247H137ZM160 248V247H159ZM232 248V247H231ZM246 248V247H245ZM248 248V247H247ZM25 249H26V247H25ZM25 249L23 248L22 249V251L24 250L25 251ZM52 249V248H51ZM64 249V248H63ZM67 249V248H66ZM72 249V248H71ZM161 249V248H160ZM166 249V248H165ZM179 249V248H178ZM181 249H183V248H181ZM202 249H204V248H202ZM249 249H250V247H249ZM3 250V249H2ZM31 250V252L33 251V249H30ZM53 250V249H52ZM73 250H75L74 248H73ZM81 250V251H82ZM87 250V249H86ZM145 250V249H144ZM184 251H185V248L183 249ZM183 250H181V252L183 251ZM220 250V249H219ZM234 250V249H233ZM244 250V249H243ZM254 250V249H253ZM256 250H257V248H256ZM255 250V251H256ZM24 251H23V253H24ZM56 251H57V247H56ZM55 251V252H56ZM59 251V250H58ZM75 251H77V250H75ZM82 251V252H83ZM88 251V250H87ZM101 251H98L97 253H99L98 255L97 254H95L93 257L94 258H96L95 260H97V258L99 257V255H100V253H101ZM124 251V252H125ZM138 251V250H137ZM177 252H179L178 250H176ZM227 251V250H226ZM245 251V250H244ZM250 251V250H249ZM29 253V251H27V253H28V255H31V256H33L34 255V253L32 252V253ZM78 252V251H77ZM81 252V253H82ZM86 252V251H85ZM96 252V251H95ZM94 252V253H95ZM119 253L118 254H120V255H122L123 253H122V251L121 250H119L118 251ZM134 252V251H133ZM132 252V253H133ZM180 252V253H181ZM223 252H225V251H223ZM241 252V251H240ZM246 252H248V250L246 249ZM26 253V254H27ZM36 253V252H35ZM129 253V252H128ZM131 253V254H132ZM138 253H139V251H138ZM245 253V252H244ZM249 253V252H248ZM250 253H252L251 251H250ZM59 254V253H58ZM62 254H65V251H64V253L62 252ZM85 254V253H84ZM117 254V255H118ZM131 254H129V255H127V253H126V255H127V257L128 256H130ZM179 254V253H178ZM232 254V253H231ZM4 255H6V253L4 254ZM3 255V256H4ZM21 255H23V254H21ZM56 255V254H55ZM107 255V257L109 258V256H111V253L108 255V253L106 254ZM105 255V256H106ZM112 255H113V253H112ZM115 255V254H114ZM165 255V256H164ZM175 255V254H174ZM226 255H228V254H226ZM241 255V254H240ZM2 256V257H3ZM7 256V255H6ZM24 257H26L27 255H23ZM67 256V255H66ZM77 256V255H76ZM237 256H238V254H237ZM236 256V257H237ZM1 257V256H0ZM62 257H64V256H62ZM102 257H104V255L102 256ZM126 256H125V258H127ZM174 257V256H173ZM172 257V258H173ZM240 257H242V256H240ZM4 258V257H3ZM7 258V257H6ZM35 258V257H34ZM68 258V257H67ZM72 258V257H71ZM100 258V257H99ZM171 258V259H172ZM243 258H245V256H243ZM242 258V259H243ZM5 259V258H4ZM8 259V258H7ZM17 259V258H16ZM25 259V258H24ZM41 259V258H40ZM110 259H111V257H110ZM128 259V258H127ZM238 259V258H237ZM241 259V258H240ZM239 259V260H240ZM1 260H3V259H1ZM93 260V259H92ZM101 260V259H100ZM117 260V259H116ZM132 260V259H131ZM34 261V260H33ZM39 261V260H38ZM38 261H36L35 263L37 264V262ZM94 261V260H93ZM126 262V261H125ZM242 262V261H241ZM240 262V263H241ZM97 264H98V262H96ZM108 263V262H107ZM110 263V262H109ZM33 264V263H32ZM92 264V263H91ZM94 264V263H93ZM123 264V263H122ZM145 264V263H144ZM220 264V263H219Z\"/></svg>",
	"mask_w": 264,
	"mask_h": 264
},
{
	"label": "clouds",
	"instance_id": "3",
	"mask_svg": "<svg viewBox=\"0 0 264 264\" xmlns=\"http://www.w3.org/2000/svg\"><path fill=\"white\" fill-rule=\"evenodd\" d=\"M66 2L0 0V14L15 15L23 5L28 21L23 36L16 42L14 53V65L22 67L13 73L10 81L0 85V165L9 160L24 162L27 166L38 164L47 153V137L62 125L71 123L85 107L84 94L92 87L105 84L111 75L112 65L107 60L91 65L83 80L75 73L65 74L62 70L58 53L68 33L69 17L61 16ZM108 3L117 5L122 0H108ZM56 21L60 24L56 25V30L46 42L48 51L41 59V55L35 53L36 41ZM79 35L77 33L73 39H78ZM121 46L114 42L110 47L117 50ZM25 52L33 55L25 59ZM33 60L40 61L38 66L47 70V80H42L38 72L27 67ZM26 72H32V75L26 78ZM33 152L37 156L35 163L29 159ZM129 158L132 159L131 156Z\"/></svg>",
	"mask_w": 264,
	"mask_h": 264
}]
</instances>
